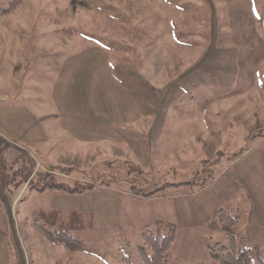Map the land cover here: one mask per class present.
Instances as JSON below:
<instances>
[{
    "label": "rangeland",
    "instance_id": "374dc122",
    "mask_svg": "<svg viewBox=\"0 0 264 264\" xmlns=\"http://www.w3.org/2000/svg\"><path fill=\"white\" fill-rule=\"evenodd\" d=\"M13 1L0 187L26 264H144L157 221L175 226L168 264H225L220 209L264 253V0ZM39 210L91 220L83 247L27 226ZM0 264H20L1 197Z\"/></svg>",
    "mask_w": 264,
    "mask_h": 264
},
{
    "label": "trees",
    "instance_id": "16d2710c",
    "mask_svg": "<svg viewBox=\"0 0 264 264\" xmlns=\"http://www.w3.org/2000/svg\"><path fill=\"white\" fill-rule=\"evenodd\" d=\"M20 3L21 0H14L8 10L4 12L13 11ZM0 143L2 142L0 141ZM3 153L4 151L0 153V156ZM2 191L4 192V190ZM217 212L220 219L212 221L210 226L213 229L226 230L228 243H217L215 246H209L211 256L221 258L225 264H264L262 249L259 246L250 247L246 245L244 238L235 233L238 218L230 216L228 211L223 209ZM25 224L34 228L41 236L55 244H62L73 250H80L83 243L79 238L71 235V232L91 227L92 221L89 219L86 221L81 212L73 211L68 215H64L58 211L39 210L34 212L31 218L27 217ZM174 233L175 226L171 223L157 221L152 226H148L143 233V245L140 247L143 263L168 264ZM124 260L127 264H132L130 259L126 258Z\"/></svg>",
    "mask_w": 264,
    "mask_h": 264
},
{
    "label": "water",
    "instance_id": "95a60500",
    "mask_svg": "<svg viewBox=\"0 0 264 264\" xmlns=\"http://www.w3.org/2000/svg\"><path fill=\"white\" fill-rule=\"evenodd\" d=\"M0 141L2 142V146L0 147V153H2L6 148H8L11 145L9 142H7L1 137H0ZM0 197L2 198L3 202L6 204V212L8 216L10 231L19 253L20 264H26L24 251L17 232L13 204L10 202L7 194L2 191L1 187H0Z\"/></svg>",
    "mask_w": 264,
    "mask_h": 264
}]
</instances>
